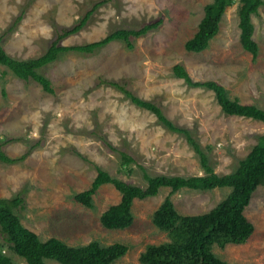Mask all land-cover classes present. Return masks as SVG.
<instances>
[{
  "label": "rangeland",
  "instance_id": "rangeland-1",
  "mask_svg": "<svg viewBox=\"0 0 264 264\" xmlns=\"http://www.w3.org/2000/svg\"><path fill=\"white\" fill-rule=\"evenodd\" d=\"M27 1L22 19L2 42L17 59L43 54L55 38V27H72L97 0H0V34ZM211 1L109 0L60 44L99 41L117 28H138L158 18L162 23L133 38L132 48L113 40L91 54L67 52L38 69L51 81L53 93L0 66V138L10 140L2 148L11 158L30 151L14 164L0 162V198L17 194L24 198V207L18 210L25 227L43 240L56 237L68 245L120 242L128 250L112 264H140L139 254L147 245L169 240L152 221L153 212L169 194L176 210L188 215L209 211L226 197L230 191L226 187L174 193L162 187L154 196L133 199V221L123 229H107L99 219L121 198L113 184L98 188L92 195L93 207L73 199L90 188L95 166L142 188L146 182L140 166L150 175L204 174L198 154L182 135L165 129L154 114L103 80L125 83L136 96L159 104L173 123L190 129L217 174L231 172L264 133V122L223 113L212 90L190 87L172 73L175 64H182L193 81H216L231 98L264 109V7L251 15L252 38L258 45L254 58L239 40L238 2L226 7L205 50L188 51L185 42L196 32L203 8ZM120 151L135 162L124 167ZM244 215L254 228L247 242L215 246L213 251L229 263L264 264V186L253 192ZM3 252L17 264H26L8 248Z\"/></svg>",
  "mask_w": 264,
  "mask_h": 264
},
{
  "label": "trees",
  "instance_id": "trees-1",
  "mask_svg": "<svg viewBox=\"0 0 264 264\" xmlns=\"http://www.w3.org/2000/svg\"><path fill=\"white\" fill-rule=\"evenodd\" d=\"M108 1L93 2L72 27L60 29L55 27V38L43 54L29 59H17L5 51L2 42L4 36L22 19L30 4V1H27L22 5L12 25L0 34V66L3 65L10 70L15 77L23 80L32 79L39 83L45 92L53 93L51 81L40 74L38 69L54 62L60 55L67 52L91 54L100 46L113 40H121L128 48H132L133 38L157 29L162 23V18H158L138 28H117L99 41L73 45L60 44L61 39L80 31L89 22L93 12ZM234 2L239 3L237 12L241 46L253 58L257 56L258 45L252 38L254 25L251 15L257 14L259 7H264V0H212L207 3L203 8V16L198 22L196 32L185 42V49L196 53L205 50L210 39L218 32L226 7ZM172 73L175 77L184 79L190 87L212 90L223 113L264 122V109L254 104L241 103L237 97L231 98L227 89L216 81H193L182 64H175L172 67ZM102 82L122 92L132 104L150 111L156 116L158 123L168 131L182 135L187 144L198 154L204 174L199 176L150 175L140 166L142 177L146 182V186L142 188L113 177L101 167L95 166L97 173L90 188L74 194L73 199L86 207H93L92 195L98 188L103 184H113L121 193V198L118 203L110 205L102 212L99 219L101 225L107 229H123L130 226L133 221L130 211L133 199L154 196L162 187L170 188L171 193L182 189L204 191L215 187L230 188L226 197L208 212L195 215L178 212L169 194L152 214L154 225L166 232L169 240L147 245L139 254L138 261L140 264H234L217 256L213 248L215 246L223 248L227 244H244L253 232V224L248 221L242 211L248 205L256 188L264 186V133L257 136V142L230 173L217 174L192 131L168 119L159 104L136 96L125 83L107 80ZM96 135L108 147L115 149L107 142L105 136L98 132ZM6 141L0 140V162L11 164L24 159L29 154L30 151H27L18 158H10L2 148L10 140ZM37 145L38 143H35L32 147L35 148ZM119 153L124 167L135 162L126 151ZM23 203L24 198L19 194L11 198H0V234L3 238L0 244V264H17L9 254L3 252L4 247L23 258L26 264H112L128 250V246L120 242L102 245L92 240L86 244L68 245L56 237L43 240L21 223L18 209L24 207Z\"/></svg>",
  "mask_w": 264,
  "mask_h": 264
},
{
  "label": "clouds",
  "instance_id": "clouds-1",
  "mask_svg": "<svg viewBox=\"0 0 264 264\" xmlns=\"http://www.w3.org/2000/svg\"><path fill=\"white\" fill-rule=\"evenodd\" d=\"M0 140H2L1 138H0ZM23 155V154H22ZM21 156V155H20ZM19 156V157H20ZM11 158V157H10ZM16 158V157H15ZM15 163V162H14ZM14 163H11V164H14ZM230 173V172H229ZM225 174H228V173H225ZM227 188V187H226ZM230 189V188H229ZM230 192V191H229ZM251 199V198H250ZM250 202V201H249ZM249 204V203H248ZM247 206V205H246ZM246 206L244 207V209L246 208ZM244 209H243V214H244ZM210 210V209H209ZM206 212H208V211H206ZM206 212H203V213H206ZM202 214V213H201ZM245 216V215H244ZM249 221V220H248Z\"/></svg>",
  "mask_w": 264,
  "mask_h": 264
}]
</instances>
